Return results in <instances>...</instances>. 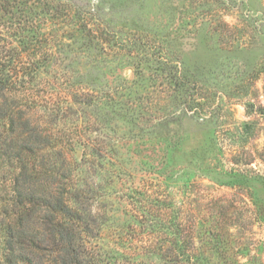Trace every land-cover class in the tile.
Masks as SVG:
<instances>
[{
    "label": "rangeland",
    "instance_id": "1",
    "mask_svg": "<svg viewBox=\"0 0 264 264\" xmlns=\"http://www.w3.org/2000/svg\"><path fill=\"white\" fill-rule=\"evenodd\" d=\"M0 65L78 141L83 264H264V0H0ZM160 196L170 230L143 211Z\"/></svg>",
    "mask_w": 264,
    "mask_h": 264
},
{
    "label": "trees",
    "instance_id": "2",
    "mask_svg": "<svg viewBox=\"0 0 264 264\" xmlns=\"http://www.w3.org/2000/svg\"><path fill=\"white\" fill-rule=\"evenodd\" d=\"M175 83L176 87L187 84ZM16 84V79L5 74L0 65V158L13 167L7 202L11 209L0 216V264H83L75 240L85 226L86 193L68 184L71 167L78 164L76 158L71 159L78 141L48 138L47 128L37 125L29 116L37 107L36 101L24 93L21 96ZM208 98L201 96L198 105L203 108ZM246 105L264 115L261 105L249 100ZM45 150L56 157L55 161H39L46 155ZM166 199H153L143 211L154 223L170 230L176 218L171 211L168 214L167 209L172 206ZM191 236L188 240H192ZM179 255L171 250L167 260L201 257L186 251Z\"/></svg>",
    "mask_w": 264,
    "mask_h": 264
}]
</instances>
